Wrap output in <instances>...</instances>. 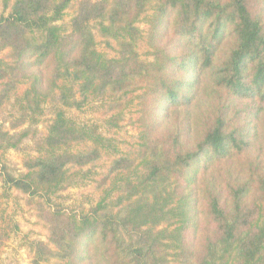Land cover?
<instances>
[{"label": "trees", "instance_id": "16d2710c", "mask_svg": "<svg viewBox=\"0 0 264 264\" xmlns=\"http://www.w3.org/2000/svg\"><path fill=\"white\" fill-rule=\"evenodd\" d=\"M1 3L0 151L52 114L25 173L0 177L46 230L30 264H264V0ZM90 100L112 128L135 106L133 156L67 116ZM103 155L95 204L51 199Z\"/></svg>", "mask_w": 264, "mask_h": 264}, {"label": "rangeland", "instance_id": "374dc122", "mask_svg": "<svg viewBox=\"0 0 264 264\" xmlns=\"http://www.w3.org/2000/svg\"><path fill=\"white\" fill-rule=\"evenodd\" d=\"M74 11L75 2L65 11L63 19L58 23L62 24L63 27H67ZM1 12L2 3L0 0V14ZM140 27L144 29L146 24L141 23ZM99 47H103V44L100 43ZM3 54L4 52L0 53V57ZM10 111H13V109L7 105L0 112V124L3 128H9L14 121L10 117ZM102 112L103 107L100 101L90 100L83 108L79 110L68 109L66 114L76 124H96L102 134L114 139L119 151L133 156L137 148L139 133V126L135 122L137 117L135 106L125 114V119L121 122L120 128H112L105 123ZM51 116L50 107L46 105L40 121L35 125H29L30 133L28 136L24 137L17 147L0 151V177H2L1 173L5 172L14 176L25 173L23 161L28 157L36 156V141H39L46 132ZM26 127H28L27 124L16 131L10 130V132H18ZM111 158L112 156L103 155L101 159L90 167V175L86 177H83L82 173L89 166L84 167L81 172L72 176L70 183L53 194L51 199L63 206L67 211H77L95 204L101 191L96 187L94 180L103 176ZM93 172H97V174ZM108 184L109 181L104 186H108ZM0 194L2 195V220L9 233V238L0 252V264H30L33 253L29 243L35 239L45 240L46 230L37 219L35 210L28 204L27 196L24 193L14 188L6 190L0 179Z\"/></svg>", "mask_w": 264, "mask_h": 264}]
</instances>
